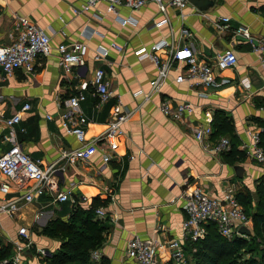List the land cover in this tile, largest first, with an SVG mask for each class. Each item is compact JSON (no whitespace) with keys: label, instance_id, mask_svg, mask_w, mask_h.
<instances>
[{"label":"crops","instance_id":"obj_1","mask_svg":"<svg viewBox=\"0 0 264 264\" xmlns=\"http://www.w3.org/2000/svg\"><path fill=\"white\" fill-rule=\"evenodd\" d=\"M83 2L0 0V44L9 42L17 18L22 16L43 28L51 42L50 54L37 60L34 72L23 69L11 74L0 72V111L7 116L25 103L31 105L14 131L0 125V156L13 143H18L43 165L56 162L61 187L71 191L70 200L65 202L45 193L24 203L17 219L0 215V237L9 243L16 238L20 226L27 227L33 242L32 254L22 257L20 264H46L38 250L45 249L47 254L55 252L60 240L40 234L41 227L52 218L67 220L75 200L88 208L99 196L108 200L102 206L107 215L116 218L103 219L110 228L98 250L101 256L109 258L112 264H137L126 255L128 242L137 236L158 244L160 264H169L168 244L174 239L184 241L185 195L196 186L218 200H222L227 190L235 195L249 190L255 206L256 183L264 174V166L251 158L230 164L223 154L209 156L200 147L192 127L207 122L213 126L215 112L224 111L241 139L240 150L248 141V131L260 129L256 119L264 118V71L247 41L235 38L234 43L232 32L245 26L253 35L264 37V0H213V6L204 11L188 3L182 10L171 7L165 13L155 0H147L137 10L121 5L113 13L106 12V4L99 2L87 12L76 14L73 8H79ZM165 17L168 24L153 26ZM222 17L230 18V30L216 28ZM129 18L135 23L122 24ZM160 40H167L174 48L190 44L200 59L209 61L234 44L237 64L220 72L229 83L195 90L188 82H176L180 70L174 64L160 93L148 100L143 94L136 96L139 90H149L158 68L149 58L138 59L135 50ZM113 42L123 50L111 48ZM61 43L86 45V66L74 67L66 74L57 51ZM99 46L109 48V54L97 60ZM160 55L165 57V51ZM99 66L111 82L113 96L96 109L98 97L93 87L85 91L81 109L89 120L87 138L99 141L117 111L130 112V117L122 126L115 150L98 142L97 152L88 161L61 158L63 150L80 146L75 136L66 133L60 125L61 101L82 82L90 81ZM243 79L250 83L249 88L243 86ZM164 98L173 104L191 103L193 111L184 122L172 121L160 110ZM49 115L53 118L48 119ZM4 180L0 172V182ZM109 187L114 190V202L106 194ZM20 194L15 188L7 195L0 191V202ZM39 214L41 217L37 219Z\"/></svg>","mask_w":264,"mask_h":264},{"label":"built area","instance_id":"obj_2","mask_svg":"<svg viewBox=\"0 0 264 264\" xmlns=\"http://www.w3.org/2000/svg\"><path fill=\"white\" fill-rule=\"evenodd\" d=\"M155 1L162 13L171 7L182 10L189 3L188 0ZM99 2L106 4V12L113 13L121 5L131 10L140 9L147 0H84L83 4L79 8H73V11L76 14L85 13ZM229 21V17L220 18L216 23V28L219 31L230 30ZM131 22L135 23V20L129 18L123 20L122 24ZM164 24H168L167 17L156 22L153 26L158 27ZM232 33L234 43L235 38L247 41L251 49L256 52L260 68L264 71V37L253 35L250 29L245 26L233 29ZM110 47L123 50V47L115 42L111 43ZM86 48L87 46L81 43H61L57 46L59 62L66 74L72 72L74 67L86 66ZM163 50L166 54L165 57L160 55ZM50 52L51 42L46 31L28 18L18 17L17 24L9 35V42L0 44V72L11 74L18 69L34 72L37 60L48 56ZM108 54L109 48L99 46L95 58L99 60ZM135 55L140 60L151 59L158 68L157 76L150 81L149 90L147 92L139 90L135 93L136 96L145 95L146 100L153 94L162 91L169 70L174 64H177L180 70L176 82H188L195 90H207L209 87L219 88L229 83V79L220 72L226 68L234 67L238 61L234 44L230 48L219 51L214 60L209 61L200 59L192 45L186 44L180 48H174L167 40H160L149 47L141 46L135 50ZM242 84L246 88L250 87V83L245 79L242 80ZM89 87H93L98 97L95 104L96 109H100L113 96L111 82L104 68L99 66L94 69L90 81L82 82L74 93L62 99L61 110L58 114L60 125L66 133L75 136L80 146L71 151L63 150L61 158L88 161L97 152L98 142L115 150L118 146V137L123 132L122 126L130 117V112H115L109 121L107 131L99 138V141L88 139L86 127L89 120L81 109V103L86 99L85 91ZM30 108L31 105L25 103L14 114L7 116L0 111V125L14 131L15 126L21 122L24 112ZM160 110L166 118L184 122L186 116L193 111V106L188 102L173 104L172 100L164 98L160 101ZM52 118L51 115L48 116V119ZM192 130L202 150L211 157L225 154L231 148L230 139L227 136L212 138L214 129L210 122L192 127ZM247 136L248 141L244 142L241 150L245 152L247 158L264 166V150L259 145L260 130L248 131ZM58 170L56 162L43 165L41 160H34L25 153L18 143H13L0 156V172L5 176V180L0 182V191L7 195L12 188H15L21 194L10 200L4 198L0 202V215L6 214L15 218L24 203L31 202L45 193L53 195L58 202L70 200L71 191L61 187ZM106 194L112 202L115 201V193L111 187L106 189ZM184 211L186 213L182 224L184 241L174 239L168 244L171 264H190L191 256L186 252L185 244L187 241L194 242L203 239L207 234V224L209 223H214L219 234L226 239H232L235 235L245 237L246 235L240 233V228L243 226L251 229L249 217L232 190H227L222 200H218L205 192L201 186H196L185 195ZM96 215L101 219L109 218L111 221L116 219L114 216L109 217L103 207L96 209ZM39 217L41 214L37 215V219ZM9 243L13 247L12 255L0 264L9 262L20 264L22 257L26 256L27 250L31 251L33 247L29 229L20 226L16 238L10 239ZM38 254L45 257L47 252L45 249H40ZM126 255L137 264L161 263L160 246L150 239H142L137 236L128 242ZM100 258L98 250L92 253L94 261H99Z\"/></svg>","mask_w":264,"mask_h":264},{"label":"trees","instance_id":"obj_3","mask_svg":"<svg viewBox=\"0 0 264 264\" xmlns=\"http://www.w3.org/2000/svg\"><path fill=\"white\" fill-rule=\"evenodd\" d=\"M260 128L259 145L264 150V118L256 119ZM212 138L227 136L230 139V150L223 154L230 164L244 161L245 152L239 149L241 139L237 135L232 119L224 112L217 111L213 118ZM251 223L252 234L235 235L232 239L221 236L214 223L207 224V234L198 241H187L185 250L191 256L192 264H264V174L256 183V200L249 190L236 194ZM107 199L99 196L93 199L90 207H82L77 200L67 218L50 219L40 234L60 240L59 248L44 257L46 264H112L106 256L99 261L92 259V253L99 250L104 242L110 225L96 215V209L106 206ZM13 247L0 237V262L9 259ZM7 264H13L9 262ZM171 264V263H169Z\"/></svg>","mask_w":264,"mask_h":264},{"label":"water","instance_id":"obj_4","mask_svg":"<svg viewBox=\"0 0 264 264\" xmlns=\"http://www.w3.org/2000/svg\"><path fill=\"white\" fill-rule=\"evenodd\" d=\"M189 3L193 4L194 6H196L199 10H207L208 8H210L211 6H213L214 2L213 0H188ZM236 171H238L240 169V167H235ZM240 233L246 236H249L250 234H252V231L250 228L247 227H241L240 228ZM26 254L30 255L32 254L30 250H27Z\"/></svg>","mask_w":264,"mask_h":264},{"label":"rangeland","instance_id":"obj_5","mask_svg":"<svg viewBox=\"0 0 264 264\" xmlns=\"http://www.w3.org/2000/svg\"><path fill=\"white\" fill-rule=\"evenodd\" d=\"M190 264H192V261H190Z\"/></svg>","mask_w":264,"mask_h":264}]
</instances>
